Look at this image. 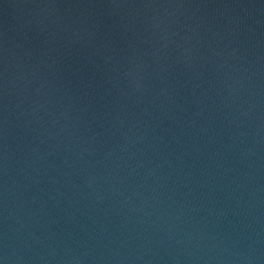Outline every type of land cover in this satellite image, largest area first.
Returning <instances> with one entry per match:
<instances>
[{"label":"water","instance_id":"obj_1","mask_svg":"<svg viewBox=\"0 0 264 264\" xmlns=\"http://www.w3.org/2000/svg\"><path fill=\"white\" fill-rule=\"evenodd\" d=\"M0 264H264V0H0Z\"/></svg>","mask_w":264,"mask_h":264}]
</instances>
